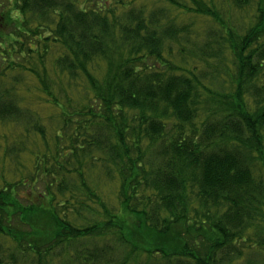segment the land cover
I'll list each match as a JSON object with an SVG mask.
<instances>
[{
  "label": "trees",
  "instance_id": "trees-1",
  "mask_svg": "<svg viewBox=\"0 0 264 264\" xmlns=\"http://www.w3.org/2000/svg\"><path fill=\"white\" fill-rule=\"evenodd\" d=\"M0 50V264H264V0H0Z\"/></svg>",
  "mask_w": 264,
  "mask_h": 264
},
{
  "label": "rangeland",
  "instance_id": "rangeland-1",
  "mask_svg": "<svg viewBox=\"0 0 264 264\" xmlns=\"http://www.w3.org/2000/svg\"><path fill=\"white\" fill-rule=\"evenodd\" d=\"M6 3L9 1V0H4ZM2 50H0V53H2L1 52ZM27 57V53L26 52H20V53H15L14 54V57H13V59H15V61H17V62H24V63H26L27 65H28V58H26ZM2 57L0 56V59H1ZM11 59V58H10ZM32 62H35V60H32ZM31 62V63H32ZM19 69V68H18ZM15 72L17 71V70H14ZM19 72H21L20 71V69H19ZM25 75H26V78L27 79H29L31 76H30V74L28 73V72H25ZM52 111L53 110H46L44 113H45V116H46V118L48 117V115L50 114V113H52ZM54 117H56L55 119H53V117L52 118H50V120L51 121H46L47 123H50V124H48V125H55L56 123H58L59 121L57 120L58 119V116H54ZM53 119V120H52ZM28 165H29V162H26ZM129 232V235L135 240V241H138L139 240V238H137V234L135 235V233L134 232H130V231H128ZM139 244H141V241L139 242ZM253 256H254V258L256 259L257 258V256H256V254L254 253V254H252ZM137 262H139V263H141V259L140 260H137Z\"/></svg>",
  "mask_w": 264,
  "mask_h": 264
}]
</instances>
